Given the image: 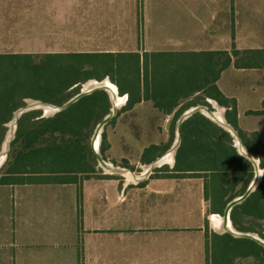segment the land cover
I'll return each mask as SVG.
<instances>
[{"label":"crops","instance_id":"crops-1","mask_svg":"<svg viewBox=\"0 0 264 264\" xmlns=\"http://www.w3.org/2000/svg\"><path fill=\"white\" fill-rule=\"evenodd\" d=\"M24 1L29 2L0 0V33L9 34L7 40L0 39V48L16 50L14 53L30 49L33 54L62 48L61 44L68 38L64 34L63 39H56L52 30L47 31L52 25L46 19L54 21L55 29L58 24L55 17L64 19L71 15L69 0H52L55 11L49 7L51 0H31L33 7L28 9ZM158 7L159 33L174 35L164 36L169 43L163 44L154 43L161 39L160 35L148 36L140 46L142 50H227L233 32H243V50L264 49V0H160ZM257 14L263 17L258 19ZM130 32L137 31L131 29ZM236 68L264 75V68ZM224 71L215 84L225 98L234 100L236 107L240 98L233 92L221 91L219 82ZM190 97L179 99L167 112L154 107L151 100H142L119 113L127 95L118 107L114 134L106 135L108 147L105 155H100L105 163L111 161L109 163L115 166L125 161L126 164L118 167L136 174L137 179L123 172H108L98 165L101 172L78 174L75 182L47 180L39 183L42 181L33 182L30 176L27 177L32 181L16 175L0 183V264H205L206 233L199 211L202 200L199 180H196V190L191 189L184 198L186 193L181 187L184 178L154 175L153 170L163 165L173 168L175 154L172 164L155 165L150 171L144 169L155 164L175 145L177 134L167 149L161 148L169 144L174 111ZM258 98L261 97L256 92L249 102L256 104L254 100ZM146 103L151 104L153 116L160 118L163 128L169 124V138L167 131L162 132L164 136L160 141H149L134 158L111 153L117 142V123L128 112ZM260 105L263 109L249 107L248 114L259 113L264 117V98ZM225 110L227 108L223 107V112ZM236 119L238 125L237 108ZM9 128L15 135L17 122L16 128L15 125ZM242 130L257 129L244 126ZM5 156L0 169L7 159ZM1 176L10 175L3 172ZM194 196L197 198L195 206Z\"/></svg>","mask_w":264,"mask_h":264},{"label":"trees","instance_id":"trees-1","mask_svg":"<svg viewBox=\"0 0 264 264\" xmlns=\"http://www.w3.org/2000/svg\"><path fill=\"white\" fill-rule=\"evenodd\" d=\"M239 53H243V61L236 58L238 68H264V49L234 50L232 55L237 57ZM229 63L226 50L146 51L142 55L137 51L0 54V146L7 130L5 124L12 113L24 105V99L60 106L79 92L80 84L90 79L108 78L116 85L119 96L127 95L119 113L142 100H151L154 107L163 112L185 97L199 98L204 94L217 101L227 108L226 121L264 168V158L246 139V134L251 135L264 155L259 135L238 127L234 100L225 98L215 84ZM187 102L195 104L192 100ZM185 103L172 115L171 135L177 118L189 108ZM110 108L108 93L97 89L51 117H40L39 110L24 113L17 120L15 137L11 141L13 149L1 167L4 170L0 169V174L4 172L10 176H1L0 183L16 175L32 181L31 177L33 182L42 181L39 183L47 180L75 182L78 174L93 173L96 156L88 140ZM180 138L173 169L166 177H203L205 199L208 200L209 188L210 197L216 200V208L211 211L223 212L225 204L236 196L233 191L238 185H241L239 195L245 192L253 175L251 162L238 153L228 131L198 112L182 122ZM171 141L172 136L169 144L161 146L163 151ZM107 147L103 130L99 146L102 156ZM164 167L168 166L154 171H162ZM211 181L215 182L209 187ZM229 218L238 231L256 232L250 224L259 227V235L264 238V173L255 190L231 209ZM207 237L210 251H207ZM205 247L206 264H209V256L211 264H236V259L249 257L264 264V247L249 238H236L228 233L208 236L206 233Z\"/></svg>","mask_w":264,"mask_h":264},{"label":"rangeland","instance_id":"rangeland-1","mask_svg":"<svg viewBox=\"0 0 264 264\" xmlns=\"http://www.w3.org/2000/svg\"><path fill=\"white\" fill-rule=\"evenodd\" d=\"M159 1L160 0H69V2L71 3V15L64 16V19L63 18L58 19L57 17H55V19H57L58 21V24L55 27V29H54V21L50 19H46L47 23L52 25V27L47 30L48 32L52 30L55 33L54 36L56 39H59V38L63 39V36L65 34L66 39L68 38V40H66L64 43L61 44L62 48L43 50L46 52L39 53V54L90 53V52L117 53V52L137 51L142 55L144 52H146L145 51L146 49L143 48L142 50L140 46L142 45L143 42H146V38L148 36L158 37L160 35L161 39L154 43L156 44L157 42H159L160 44H163L164 42L169 43L168 41H166V39H164V36L174 35V34L159 33V28H160V15H159V7H158ZM24 3H25L24 5L26 9L33 7L32 5H30L31 0H29V2L24 1ZM57 5L58 4H56V7ZM49 7L54 8L52 0L50 1ZM54 11H55V8H54ZM51 12L54 14L53 11ZM132 14L134 15L131 16ZM262 17H263L262 14H257L258 19H261ZM131 29L137 32L135 33L130 32ZM8 36L9 34L0 33V39L2 41L7 40ZM51 45H54V42ZM242 46H243V32H236V33L233 32L231 34L230 45L226 50L228 53L229 61H231V64L228 65L229 67L227 66L225 68V69L228 68L227 70L225 69H224L225 71L223 70L224 72L221 75L222 77L219 82V85H220L221 91L224 94H231L233 92V94L235 93V95H237L240 98L241 102L240 101L237 102L236 98L233 97L236 101L235 108H237L238 125L240 124L239 127L241 129H243L244 126L250 127V128H256L257 130L255 131L258 132L259 138L261 139V144L264 148V117H262L259 113H254L253 115L248 114V111L250 110L249 107H252V108L257 107V108L263 109L260 103L262 102L264 98V75H261L259 71L258 72L254 70L239 71L236 68L235 62L237 60L243 61V53H239L237 57H235L232 55V52L234 50H240V52H243ZM153 50H160V49H157V47H153ZM164 50H167V49H164ZM147 51L150 52L152 50H147ZM14 52H16V50L0 48V54H33L32 53L33 50H30V49H23L17 53H14ZM105 79H108V78H104L103 81ZM90 80L96 81L95 79H90ZM96 82H99V81H96ZM86 84H87V81L83 84H80V90ZM256 92L259 94L261 98L254 100L256 104H253L249 102V100H251L252 95ZM199 96H200L199 98H193V96L190 97L189 100H192L195 104L194 105L189 104L188 102L185 103L189 105V108H187L184 112L190 110L193 107H197V106L206 107L208 110L214 111L216 109V106L212 103V101H214L216 105H219L217 101L206 97V95L204 94H201ZM26 99H30V98H26ZM52 106H55V105H52ZM219 106H221L222 108L224 107L222 105H219ZM34 110L40 111L41 113L40 117H43V116L51 117L50 115L52 114L54 115L55 113L54 112L50 115L45 116L42 109L34 108ZM152 110L154 109L152 108L151 104L146 103V105L142 107H138L128 112L121 119V121L117 123V130L115 134L117 142L115 146L113 147V149L110 151L111 153L115 155L122 154L126 158H130V157L134 158L137 154L141 153L142 149L146 145H148L147 143H149V141H152V142L160 141L161 138L164 136L162 132L167 131L168 138H169L170 136L169 135L170 133L169 124L168 126L164 125V128H163L160 118H156L158 117L156 115L153 116L154 114L152 113ZM225 112H222L223 116H225ZM114 118L115 117H113L112 120H115ZM114 123L109 124V125L106 124L107 126L106 125L104 126L103 130L105 131L106 135L113 136L114 132L112 131H113ZM94 130L92 132V135L94 133ZM172 131H173V134L171 136L173 137V141H175L176 129L173 128ZM10 133L12 136V133H13L12 130L10 128H7L6 134L3 138L1 146L2 145L4 146V144L7 143L5 140L7 137H9ZM92 135L89 138L88 143L91 142ZM246 139L250 146L252 147L254 146L253 150L256 153H259L260 157L264 158V155H261L262 154L261 147L258 144H256L252 136L249 134H246ZM233 142L235 143V140H233ZM100 143H101V136L99 139V146H100ZM242 145L247 150V147L244 145V143ZM12 149L13 147L11 146V143H9L7 158H8V155H10ZM97 152L99 153L98 150ZM251 155L253 156V154ZM253 158L255 159V162L257 164V169L261 171L260 174L262 178V175L264 173V168L260 167V161L258 158H255L254 156ZM106 161H109V160H106ZM94 163H95V167H94L95 171L93 173L101 172L100 170L102 169L98 166L100 164L97 161V157ZM262 163L264 164V160ZM123 164H126V162L121 161L120 163H118V165L117 164L116 165L122 166ZM252 166H253V175H252L251 180L253 179L255 172L257 171L253 164ZM164 168H162L163 171H161V173H156L153 170L154 175L166 176L169 174V171L173 169V168L167 167L166 170H164ZM2 169L4 170V168ZM140 171L141 170H139L138 172ZM172 178H175V177H172ZM181 178L185 179L183 181V185H181L183 191L186 193L184 198H187L188 196L187 193H189L191 189L196 190L197 188L196 180L197 179L199 180L198 184H201L200 188L202 189L200 193V199L204 201L203 202L201 200L199 202V211L201 212L200 218H201V221L203 220L202 224L205 227V233H207L208 236H210L212 233L218 234L217 229L211 226L210 214L214 213V214H219L220 216H223V212H217V211L212 212L211 211L216 208V205H215L216 200L214 197H210L212 195H210L209 188H208V195H207L208 200L205 199V196L203 193L204 187L202 186V182H204L205 179L203 177H181ZM181 178H176V179H181ZM187 178L189 179L193 178V179L188 180ZM214 182L215 181H211L209 183V187H212ZM240 186L241 185H238L235 191H233V193H235L236 195L234 198L241 196L239 195ZM196 199H197L196 196H194V206L196 204ZM226 205L227 203L225 204V206ZM224 209L225 207L223 208V211ZM250 225L252 226V228H254L253 230L256 231V232H250V233L256 234L257 237L264 240V238H262L259 235L260 228L254 226L253 224H250ZM240 232H243V231H240ZM219 235H220V232H219ZM208 242L209 241L207 237V244H206L207 251H210L211 247L209 248ZM208 263L211 264L210 256L208 257ZM205 264H206V260H205ZM236 264H260V260L254 257H249L245 259H236Z\"/></svg>","mask_w":264,"mask_h":264},{"label":"water","instance_id":"water-1","mask_svg":"<svg viewBox=\"0 0 264 264\" xmlns=\"http://www.w3.org/2000/svg\"><path fill=\"white\" fill-rule=\"evenodd\" d=\"M97 84L95 86H92L88 89H86L85 87H83L79 93H77L76 95H74L73 97H71L69 100H67L65 103H63L62 105L60 106H53L55 108V113H58L60 111H63L65 110L66 108H68L70 105H72L73 103H75L76 101H78L81 97L85 96V95H88L90 93H92L94 90H97V89H103L105 90L108 95H109V98H110V102H111V108H110V111L109 113L96 125L95 127V130H94V133L92 135V139H91V142H90V145H91V148L92 150L94 151L96 157H97V161L98 163L103 167V166H106L105 165V162L104 160L102 159V157L100 156V154L95 150L94 148V141L96 140L97 136L100 134L101 136V133L103 131V128L104 126L110 121L112 120L113 117H115L116 113H117V110H118V107L114 104L113 100H112V94L111 92L109 91V88L104 84V81H99V82H96ZM118 93V92H117ZM116 93V94H117ZM118 95V94H117ZM30 101H35V102H39V104L41 105H50V104H46L42 101H39V100H34V99H25L24 100V105L21 106L20 108H18L17 110H15L13 113H12V118L7 122V127H11L13 129V126L15 125V128H16V122L17 120L20 118V116L23 114V113H26L30 110H34V107H32L29 102ZM52 106V105H51ZM204 110H207L206 107H202V106H197V107H193L191 108L190 110L184 112L181 114V116L178 118L177 120V127H176V134H177V140H176V143H175V149H174V154L180 144V126L182 124V122L184 120H186L188 117H190L192 114L198 112L202 115H204L205 117L211 119L213 122H215L217 125H219L220 127H222L224 130L228 131L233 140H235V138H237L240 142V139L239 137L237 136L236 132L234 131V128L226 122V125H222V124H219L218 122L214 121L212 118H210L209 116H207L205 113H204ZM53 112V113H54ZM54 113V114H55ZM53 115V114H52ZM13 136H11V138L7 137L6 138V150L3 149V145L1 146L0 148V155L2 154V152L5 153V155H7V152H8V145L10 143V141L14 138V134H12ZM241 143V142H240ZM236 147V144L234 145ZM172 148V147H171ZM170 148V149H171ZM237 151L239 154L243 155L244 157H246L255 167V169L257 170V164L255 162V159L253 158V156L245 149L243 148L241 151L236 147ZM262 178H261V174L258 175L257 174V171L255 172V175L253 177V179L251 180V182L249 183V185L247 186L245 192L237 197V198H234L232 199L230 202L227 203V205L225 206V209L223 211V217L227 220H230L229 218V214H230V211L231 209L243 202L249 195L252 191L255 190V188L259 185V183L261 182ZM233 229L235 230V232H232V231H224L223 233H228L230 235H232L233 237H236V238H249V239H252L254 240L255 242H257L258 244H260L261 246L264 247V240L263 239H260L259 237L256 236V234H253V233H250V232H240V231H237L234 227Z\"/></svg>","mask_w":264,"mask_h":264},{"label":"bare ground","instance_id":"bare-ground-1","mask_svg":"<svg viewBox=\"0 0 264 264\" xmlns=\"http://www.w3.org/2000/svg\"><path fill=\"white\" fill-rule=\"evenodd\" d=\"M97 83L94 80H89L87 81V84L84 86L86 89L95 86ZM104 84L109 88V91L112 94V100L114 102V104L119 107L121 106L124 102H125V97L124 96H119L117 95V87L114 83H111L108 79L104 80ZM212 103L216 106V109L214 111L211 110H204V113L209 116L210 118H212L214 121L218 122L219 124L222 125H226L225 122V118L222 114L223 112V108L219 105H216V103L214 101H212ZM29 104L34 107V108H39L42 109L43 113L45 116L50 115L54 112L55 108L51 105H41L39 104V102H35V101H30ZM9 137H11V133L9 134ZM99 139H100V134L97 136L96 140L94 141V148L97 151L98 150V145H99ZM6 144V143H5ZM4 144L3 149L6 150V145ZM235 144L236 147L241 151L244 147L243 145L239 142V140L237 138H235ZM174 149H175V145H172V148L169 149V151H167L161 158H159V160H157L155 162V164H151L149 166H144V169L146 171H150L153 169V166L155 165H162V164H172L173 163V155H174ZM5 153L2 152V154L0 155V164H2V162H4L5 159ZM106 166H103L104 169H106L108 172H123L126 176H128L129 178L132 179H137L139 178L136 174H133L131 172H129L128 170H125L123 168H119L118 166H115L111 163H105ZM261 171L257 169V174L260 175ZM210 220H211V226L214 227L215 229H217L218 232L222 233L224 231H232L235 232V230L233 229V226L231 224L230 220H226L223 216H220L219 214H210Z\"/></svg>","mask_w":264,"mask_h":264}]
</instances>
